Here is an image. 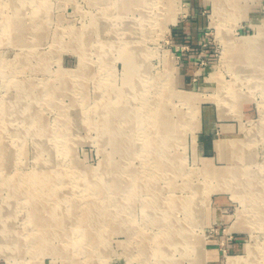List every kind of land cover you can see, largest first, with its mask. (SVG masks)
Instances as JSON below:
<instances>
[{"label":"rangeland","instance_id":"obj_1","mask_svg":"<svg viewBox=\"0 0 264 264\" xmlns=\"http://www.w3.org/2000/svg\"><path fill=\"white\" fill-rule=\"evenodd\" d=\"M97 1L23 0L21 3L19 0H0V104L8 99L18 100L8 121L0 116V137L7 138L14 152V164L0 167L1 176L34 171L38 133L49 135L52 141H60L59 146H63L56 148L55 165L60 170H77L79 173L73 174L68 180L71 183L62 188L67 195L62 202L65 208L71 205L70 197L83 203L89 198L111 211L115 203L113 194L121 191L120 197L124 196L121 202L127 207L125 212L116 215L114 220L100 216L102 221L108 222L107 232L103 235L107 239L108 255L102 258L101 250L89 247L97 264H158L155 241L167 229V221L173 222L169 217L163 218V213H160L161 218L156 216L160 209L151 204V195L154 191L160 196V186L161 197L169 195L168 182L171 183L173 175L170 174L167 180L164 177L159 187H153L150 170L142 156L132 154L130 160H127L129 156L125 160L112 146L101 148L105 133L90 119L97 118L94 112L100 100L104 106H109L110 93L115 92L114 97L125 90L131 75L127 72V57L120 44L114 45L105 56L101 45L110 42L101 39L129 38L132 42L135 40L134 44H142L147 52L145 69L138 72L146 82L142 97L145 100L141 97L131 100V91H128L129 107H143L153 124L159 121L158 114L174 118L183 116L185 122L183 135L171 154L183 161L182 167L179 165L180 174L174 178L177 188L172 194L177 199L192 197L198 208L193 214L197 215L199 211V216L187 217L182 204L177 202L174 214L190 233L191 242L198 238L203 240L204 264H227L230 257L247 259L250 246L258 243H261L264 256V218L261 214L264 212V194L256 192V201L252 194L244 195L243 191L235 194L224 180L213 178L205 170L207 165L220 171L242 170L250 173V181L264 182V131L255 130L248 138V131L264 116V40L260 46L249 50L236 51L232 47L243 37L258 34L259 26L264 28V0H218L223 4L218 12L214 0H169L172 8L160 13L158 8L155 9L152 14L156 19L146 23L145 34L135 26V31L132 29L133 33L130 31L126 37L125 22L118 18L119 4ZM139 13L128 11L129 22L138 19ZM21 22L22 30L17 31L18 27L15 32L21 36V41L17 42L15 33L7 25ZM93 22L96 25L106 23L110 32L99 33L93 28ZM88 28L92 40L91 47L87 48L83 34ZM238 54L244 56L239 68L235 67ZM167 69L173 73H168ZM73 71L78 72L77 77L62 78L63 73ZM215 72L217 74L213 75ZM249 77H255L256 82L248 83ZM63 86L66 89L62 94L49 95L51 89L57 88L58 92ZM109 86L115 87L106 98L102 95L107 94ZM174 91L199 96L197 116H192L195 107L184 103ZM23 106L29 107L24 111L31 115L29 119L20 114ZM78 109L82 116L75 122L76 129L69 132L63 121L67 119V113L72 116ZM145 124L148 132L157 133L155 126ZM124 128L130 140L134 134L142 143L147 136L142 127L135 131L126 121ZM244 139L246 143L242 141ZM232 140L237 143L233 145ZM68 150L78 164L71 163ZM104 156H111L112 162L101 164ZM147 167L153 169L150 165ZM81 171L89 172L92 177L85 181V172ZM128 171H131V177ZM105 172L111 173V179L120 190L108 184L103 178ZM135 179L140 181L134 183ZM88 182L97 183L99 188ZM9 194L7 187H0V205H6ZM17 204L13 228L19 231L21 238L26 235L32 240L38 233L33 231L32 220L27 215L30 206ZM109 211L107 215H110ZM75 236V245L86 246L80 234ZM60 242L59 239L54 244ZM18 254L15 252L16 256L10 260L0 254V264H65L61 256L27 243ZM85 254L77 253V256L83 259ZM259 254L256 251L255 255ZM180 264L189 263L182 259ZM254 264H264V259H257Z\"/></svg>","mask_w":264,"mask_h":264},{"label":"bare ground","instance_id":"obj_2","mask_svg":"<svg viewBox=\"0 0 264 264\" xmlns=\"http://www.w3.org/2000/svg\"><path fill=\"white\" fill-rule=\"evenodd\" d=\"M22 1L23 0H19V2L23 3ZM98 1L102 2L103 4L109 2L117 3V5L119 4L118 8L120 11L118 18L125 22L127 29V33L125 32V37L130 31L131 33H133V30L135 31V26L137 28H140V33L145 34L144 28L146 26V23H150V21L156 19L155 15L153 16L152 14L155 9L158 8L160 13L165 9H168L169 7L172 8V2L169 0ZM214 3L218 12L220 10L219 8L223 7V4L218 2V0H214ZM229 3L230 1L228 2V4ZM106 7L107 9H109L107 5ZM130 10L140 12L139 18L135 21L129 22L128 20L129 17H127V13ZM22 23L23 22H21L20 24L9 23L7 25V28H12V31L15 33L19 31V29L22 30ZM16 28H18L17 31ZM93 28L101 34H107L108 32H110V30L106 28V23L104 22H102L100 25L95 24ZM90 34L91 31L89 28L85 30V33L83 34L85 35V37H83V41L85 40L87 48L91 47L92 39L91 37H89ZM15 35V40L17 42H20L21 36L19 32L17 34L15 33ZM101 40L102 42H110L109 45H101L103 55L105 54V56L109 51H111L113 47H115L114 45L120 44L119 47L124 50L122 52L127 57L125 58L127 72L131 73V75L128 76L129 81L127 82V87H125V90H123L121 94L117 93L116 96L113 97L112 95L115 94V92L110 93V91L114 90L113 88L115 86H109L107 94L102 96L106 97V95H109L110 93L111 96H109L110 98H112L110 100L111 104L109 106H104L102 104V100H100L94 112L98 115L97 118H90L91 122H93L92 124H95L99 129L103 131V133H105L106 139L104 140V143L101 142L100 146L101 148L102 146L106 147V145L112 146L114 148V151L121 152L123 154L122 156L125 160L127 156H129L127 160H130L132 154V156L134 157L142 156L143 162L146 163V168L150 170L153 179L151 180L153 187H159L164 177H166L165 179L167 180L170 174L173 175V177L171 178V183L168 182L169 195L165 194L166 197H161V195H163L161 186L159 187V191L161 192L160 196L158 194H155L154 191H152L151 195L153 196V198H151V204H155V208L160 209V212L156 216L161 218V214L163 213V218L168 219L169 217L173 222L171 223L169 220L167 221V229L162 232V237L158 241H155L156 247L154 248L158 252V254L155 255V259L157 260L156 262L158 264H180V261L183 259L187 260L189 264H204L203 240H201V238H198L195 242H191V240L189 239L190 233L187 232L186 229H184L183 223H181V221H178L181 219L176 218L174 214V212L176 211V207L178 206L177 203H181L187 217L193 218L194 216H199V211L198 213H196L197 215L193 214L194 209L196 210L197 208V203L193 202L192 197L187 199H177V197L172 194V192H174L177 188V184L176 182H174V178H176L180 174V169L183 165V161H181V159L177 157L176 154L171 155L174 153L173 148L175 147L177 142H179L177 140L183 135L182 130H184L183 128H185V124H183L185 123L183 122V116L182 118L180 116H178V118H174L170 116H161L158 114L157 116H155L159 119V121L153 124V122H151V120L147 117L148 113L144 111L143 107H136L133 105L129 107V103L126 100L128 91H131V100H138L140 97L142 98L145 96L144 91L146 89V82L144 76L142 75V78L138 75V72L140 73L143 68L145 69L147 52L145 51V48L142 44H134L133 42L135 40L132 42L129 38L117 39L111 37L109 39H106V37H103ZM263 40L264 28L262 26H259L258 34L243 37L237 44H234L232 47L236 51H242V48L244 50H249L251 48H255L256 46H260ZM243 57L244 56L241 54L237 55V58L235 60V67L243 62ZM243 71L244 70H242L240 74L243 73ZM168 73L172 74L173 70H168ZM77 74V71L63 73L62 78L66 79L73 76L77 77ZM216 74L217 72L213 73V75ZM255 79V77H249L247 78V81L248 83H253L256 82ZM239 80L243 82L242 78H240ZM56 89L57 88L51 89L49 95L52 96V94H62L66 87L63 86L58 92H56ZM150 89L151 88L148 89V92L150 91ZM174 93L179 96L184 103L194 106L195 109L192 112V116H197L198 107H196V105L200 100L199 96L191 93H178L177 91H174ZM142 99V101L145 100V98ZM165 99L167 100V98ZM17 104L18 100L14 98L2 101V103L0 104V116L3 117V120L5 122L9 120L7 118H9L11 114L13 116L14 110L12 108H15ZM26 107L27 106L21 107L19 111H21V115L23 114L26 119H29L31 115H28L24 112L29 109V107ZM80 115L81 110L79 109L76 110V112H74L72 116L67 113V119H64L63 122L69 129V132H73L76 129L75 122L79 119ZM34 119H36L37 122L39 121L38 118L34 117ZM120 120H122L123 122L121 123ZM124 121L127 122V125L131 124V129H135V131L143 128L145 134L147 133V136L142 143L137 140V137L134 134L131 135V140L128 136H126L124 132ZM145 122H148L150 126H155L157 129V133L154 134L150 131L148 132ZM40 129L41 126H39V130ZM252 130L250 132L248 131V138L252 137L251 133H255V130L257 132L264 131V116ZM36 137L37 145L35 144V147L37 148L38 155L34 171L22 174H19L18 172H10L5 176H1L0 173V187H7L10 191L6 205H0V254L6 256L10 260L12 257L14 258V256H16L15 252L18 254L19 250L23 249L27 243L29 244V246L36 245L38 247H42L45 250H48L49 253H55L56 255L61 256L62 258H64L65 264H97V261L94 258L95 255L93 252H90L89 247L92 249L101 250L100 255L102 258L108 255V250L105 249L107 248V239L103 237L104 233L107 232L105 228L107 227L108 222L102 221L100 219V216L106 218L109 217V219L114 220V217L116 215L120 214L121 212H125V209L127 207L125 203L121 202L124 196L122 195V197H120L121 191L115 192L113 194L115 203L112 205L111 211H109L108 208L104 207L103 205H98L96 201L89 198L85 199L83 203L81 202L82 200L77 201L74 200L73 197H70L69 202L71 205H69L68 209L65 208L62 202L65 201L64 199L66 198L64 197L66 194L62 191V188L67 187L69 183H71L68 180L71 179L73 174L79 175V173L77 170H60L55 165L53 157L56 152V148L63 146H59V144H61L60 141H52L50 140L51 138L49 137V135L46 136V134H41V132L38 133ZM245 140L246 139L242 141L244 142ZM235 142L237 143V141H231L233 145L236 144ZM130 147L131 150H128ZM63 152H65L64 149ZM67 153L71 157V163H79V161H77L74 156H71V150H68ZM13 154L14 152L11 150L10 144L7 142V138L1 136L0 167H11L13 165ZM108 162H112L111 156H104L101 164H108ZM149 165L150 167H153V169L148 168L147 166ZM171 166H173V168H170ZM77 167H79V165H77ZM102 167L103 166H101V168ZM205 170L208 172V174L210 173L213 178L224 180V184L235 194L240 193L241 191L244 192V195L252 194L255 198L254 201H256V192V194L258 195L260 193L264 194V182H260L261 184H259L258 182V184H256L255 182L250 181L249 172L235 169L232 171L225 169L220 171L216 170L212 165H207ZM81 172H85L83 174L85 181H88V178L92 177L91 174L87 171ZM110 174L111 173L106 174L105 172L103 178H106V180L109 182L108 184L112 185L116 190H120L116 188V183L113 179H111ZM128 175L131 177V171H128ZM139 181L138 179H135L134 183H138ZM88 183H90L93 187L99 188V186H97V183ZM90 184L88 185L91 186ZM98 191L99 193H102V189H99ZM155 198L156 201L153 200ZM16 203L30 206V212H28L27 215L30 217L29 219L32 220L31 223H33V231L35 230L38 233V236H36V238L29 240L30 236H26L25 234L24 238H21L19 231L17 232L13 228L12 223L14 211L16 209ZM177 210L180 211V209ZM108 211L111 212L110 215H107ZM144 213H146V209ZM261 214L264 218V212H262ZM150 215L153 216V214ZM192 223L193 222H190V224ZM101 225L103 227H101ZM76 234H80L82 240L86 241V246L75 245L77 243V239L73 237H76ZM29 235H31V233ZM59 239L61 241V245L54 244L55 241ZM129 242L131 243V238ZM144 242L145 239L141 240L142 244ZM146 243L148 244L149 242L146 240ZM260 244L258 243L254 246H250L247 259L245 257H230L228 258L227 264H254L257 259L258 261L263 260V253L261 254V250L263 251V248L260 246ZM84 248L86 249V251L82 252V249ZM256 251L258 252V254L260 253L258 256L255 255ZM77 253L78 255L82 253V256L84 255V253L86 254L83 259H79Z\"/></svg>","mask_w":264,"mask_h":264}]
</instances>
